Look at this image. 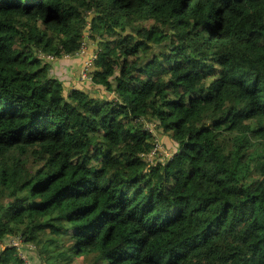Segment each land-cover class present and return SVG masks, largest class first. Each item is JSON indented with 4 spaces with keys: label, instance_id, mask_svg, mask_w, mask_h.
I'll return each instance as SVG.
<instances>
[{
    "label": "trees",
    "instance_id": "16d2710c",
    "mask_svg": "<svg viewBox=\"0 0 264 264\" xmlns=\"http://www.w3.org/2000/svg\"><path fill=\"white\" fill-rule=\"evenodd\" d=\"M83 259L264 264V0H0V264Z\"/></svg>",
    "mask_w": 264,
    "mask_h": 264
},
{
    "label": "rangeland",
    "instance_id": "374dc122",
    "mask_svg": "<svg viewBox=\"0 0 264 264\" xmlns=\"http://www.w3.org/2000/svg\"><path fill=\"white\" fill-rule=\"evenodd\" d=\"M86 19H87V17H86ZM85 25L87 26L88 29L86 30V32L83 35V37L86 38V36H88L90 34V31H89L90 22L86 21ZM88 42L90 43L89 48H87V41L81 39V43L79 45V48L81 47V45L85 46V49L87 50V52L92 53V56L96 57V55H97V50H95L96 46L94 45L92 40H89ZM93 49L95 51H92ZM66 56H69V55H66ZM62 64L61 63L56 64L55 65V70L53 69V71L56 74V76H58L59 78L64 80V86H65L66 89H69V88H72V87H77L79 89H83V90L86 89L87 90V89L90 88L91 83H90L89 79L88 80H82V81H85L82 84L81 83L79 84V82H81V81L78 82V81L75 80V78L79 74V72H82L84 70L83 66H79L77 64H71V63H68V62L64 63L63 66H62ZM71 67H73V69L77 67L76 68V73H71L70 75H68V72L71 71ZM98 94L101 97L105 96L104 90L101 87H93L91 95L95 96V95H98ZM156 138H157V150H160V154H159V152H157L156 157L154 158V156H153V158L155 160H163V159L166 158V156L164 154L166 152H169V151L172 150L173 144L171 142H169V140L166 138V136H163L160 133H158V134L156 133ZM151 157H152V155L149 156V161L150 162L153 159V158L151 159ZM82 261H83V264H85L87 262V260H85V259H83ZM79 262H81V261H79Z\"/></svg>",
    "mask_w": 264,
    "mask_h": 264
},
{
    "label": "built area",
    "instance_id": "2783aa9c",
    "mask_svg": "<svg viewBox=\"0 0 264 264\" xmlns=\"http://www.w3.org/2000/svg\"><path fill=\"white\" fill-rule=\"evenodd\" d=\"M85 39L86 38L84 37L83 40H85ZM87 48H89V43L88 42H87ZM70 56L71 55L66 56V57L70 58ZM73 56L74 57L76 56V57L84 58L83 64H82L84 70L82 72H79L78 78L80 80H88L89 79L88 73H89L90 69L92 68V62L95 60L96 57L92 56V53L87 52V50L85 49V46H83V45H81L80 48L78 47L77 51L73 54ZM40 57H44V58L49 59V60L54 59V57L50 56V55H42V54H40ZM152 127H153V125H152Z\"/></svg>",
    "mask_w": 264,
    "mask_h": 264
},
{
    "label": "crops",
    "instance_id": "0c3cea01",
    "mask_svg": "<svg viewBox=\"0 0 264 264\" xmlns=\"http://www.w3.org/2000/svg\"><path fill=\"white\" fill-rule=\"evenodd\" d=\"M77 65H79V62H78V64ZM72 68V67H71ZM77 68V67H76ZM77 78H78V75H77Z\"/></svg>",
    "mask_w": 264,
    "mask_h": 264
}]
</instances>
